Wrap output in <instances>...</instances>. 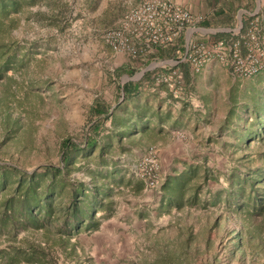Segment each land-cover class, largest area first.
Listing matches in <instances>:
<instances>
[{
	"label": "rangeland",
	"instance_id": "obj_1",
	"mask_svg": "<svg viewBox=\"0 0 264 264\" xmlns=\"http://www.w3.org/2000/svg\"><path fill=\"white\" fill-rule=\"evenodd\" d=\"M191 1L192 5L185 7L202 19L198 27L206 31L194 33V39L232 38L239 40L243 48L249 30L264 33V0H237L240 9L220 11L200 9L196 2L203 0ZM138 3L32 0L11 14L0 28V42L14 48L19 58L6 73L0 72V163L29 172L49 164L61 166L62 140L71 138L83 145L94 120L91 108L96 102L103 101L109 111L126 116L119 104L121 85L128 81L135 82L138 92L125 103L127 111L146 117L152 114L150 124L159 126L160 120L164 124L161 131L136 133L111 147L109 158L118 160L119 172L133 182L115 191L114 211L109 218L101 219V212L96 213L100 219L97 230H80L67 241L60 236L57 224L42 229L27 226L18 229L15 245L32 243L40 247L45 252L41 264H264V211L258 214L238 209L225 204L224 199L211 201L215 191L226 187L224 175L238 163L235 160L241 154L235 150L233 132L225 124L237 91L234 82L256 74L236 77L227 65L215 59L222 70L215 65L198 74L188 64L186 76L178 66L183 86L176 95L165 84L167 89H156L159 84L154 78L180 61L177 57L184 53L183 38L179 39V52L174 50V43L170 54L149 57L156 48L147 56L135 58L114 52L103 38L105 31L114 28ZM204 22L210 24L203 26ZM203 103L210 107L203 120L209 132L203 137L196 133L200 126L190 125V118L185 125L166 124V115L154 113L156 108L164 107L167 112L179 110L180 118V111L187 113L192 106L196 108L193 112L199 113ZM109 122L105 121L102 134L107 132ZM151 148L158 156L159 167L157 185L148 188L145 177L136 174L144 169L137 171L136 165ZM78 160L80 156L76 155V166L80 167L83 161ZM189 164L211 170L218 179L200 184L194 203H188L193 191L185 187L188 189L181 196L180 206H160L167 178L180 175ZM248 164L255 168L264 160L254 157ZM72 171L71 178L90 181L89 169ZM136 181L142 183L141 188ZM8 243L0 234V248Z\"/></svg>",
	"mask_w": 264,
	"mask_h": 264
},
{
	"label": "trees",
	"instance_id": "obj_2",
	"mask_svg": "<svg viewBox=\"0 0 264 264\" xmlns=\"http://www.w3.org/2000/svg\"><path fill=\"white\" fill-rule=\"evenodd\" d=\"M29 1L32 0H0V28L5 26L3 23L11 14L19 12ZM13 20L12 18L11 22ZM209 24L204 22L202 25ZM180 41L173 45L177 52L180 51ZM170 48L172 49V45L158 48L149 57L166 52L170 54ZM172 53V58L175 59V51ZM18 61L16 50L7 43L0 42V72L6 73ZM177 66L188 76V63L179 61ZM234 83L237 91L233 93L232 108L225 124L231 128L235 150L241 151V154L235 160L238 163H234L227 175H224L226 187L215 191L211 201L217 203L224 199V203L229 206L261 214L264 211V164L253 168L248 162L254 157L264 160V72L246 80L237 79ZM158 87L167 89L164 84L155 88L159 89ZM121 89L123 93L119 106L123 105L120 111L126 113V116L109 111L103 101L96 102L91 108L94 120L83 145L71 138L62 140L61 166L49 164L29 172L15 165L0 163V234H4L9 242L6 247L0 248V264H17L22 261L41 264L45 258V252L32 243L15 245L18 241V229L27 226L42 229L57 224L60 226V236L68 241L80 230H97L100 225L98 217L107 219L113 214L115 191L120 186L132 185L133 180L124 172H119L118 160L112 156L109 158L111 147L120 145L124 138L133 137L136 133L158 132L162 129L161 120L158 121L159 126L150 124L154 118L152 114L143 121L145 116L142 113L127 111L125 103L137 96L138 87L135 82L128 81L121 85ZM170 94L172 96L171 92ZM107 120L110 125L107 132L102 134L101 130ZM76 155L80 156L78 161H83L80 167L76 166ZM90 161H94L93 166L89 165ZM245 161L248 162L245 164ZM75 169H89L90 181L71 178L72 170ZM217 179L218 176L211 170L189 164L180 175L167 178L160 206H180L181 198L183 199L181 196L189 187L193 193L190 194L188 203H194L197 201L195 191L200 184ZM195 182L198 184H193ZM135 184L142 187L140 181ZM185 187L188 188L184 189ZM174 193L180 197H173ZM97 212H101L98 217Z\"/></svg>",
	"mask_w": 264,
	"mask_h": 264
},
{
	"label": "built area",
	"instance_id": "obj_3",
	"mask_svg": "<svg viewBox=\"0 0 264 264\" xmlns=\"http://www.w3.org/2000/svg\"><path fill=\"white\" fill-rule=\"evenodd\" d=\"M201 21L175 0H140L114 28L105 31L103 38L114 52L133 58L147 56L156 48H166L183 38L184 53L180 62L188 63L193 71H199L203 62L212 58L227 65L236 77H250L264 70V33L258 35L249 30L243 48L239 40L232 38L194 39V33H206L198 27ZM154 79L156 84L168 86L174 95L183 86V74L178 66H171L167 73ZM158 163V156L151 148L136 165L137 171L144 169L136 174L145 177L148 188L157 185Z\"/></svg>",
	"mask_w": 264,
	"mask_h": 264
},
{
	"label": "crops",
	"instance_id": "obj_4",
	"mask_svg": "<svg viewBox=\"0 0 264 264\" xmlns=\"http://www.w3.org/2000/svg\"><path fill=\"white\" fill-rule=\"evenodd\" d=\"M140 1V0H139ZM177 2H179L182 6L185 7L186 4H191L192 5V1L191 0H175ZM196 5H199V8L200 9H209V10H212V11H220V10H228V9H240L239 7H237V0H203V2H196ZM206 7H205V6ZM195 8H198V7H195ZM215 65H217L218 67L221 68L222 65H218L217 62L215 61L214 58L212 59H209V60H206L205 62H203V65L201 66L200 70L198 71V74L201 73L202 71H207V68L208 67H214ZM222 70V68H221ZM179 97V95L177 96ZM213 100L214 98H212V105H211V108H214L215 107V103H213ZM194 103H197L196 101H194ZM196 105V104H195ZM198 105V104H197ZM202 106V109H198L200 112L197 113V112H193V111H196V108L195 107H189L187 108V113H184V112H181L180 113L182 114L180 116V118L177 117V112L179 111H176L173 110L171 112H167V110H164L162 107H160L158 110L157 108L155 109V112L154 110H152L155 115H166L169 120L166 121V124H171V123H183L185 125V121L190 118V122L188 121V123H190V125L192 124L193 127H199L200 128L197 130L196 133H201L200 137H203V136H206L207 133L209 132V128H205L204 127V117L207 115H209L210 113V110H208L210 107L209 105H206V104H201ZM148 107V106H147ZM149 107H152V105L149 104ZM155 108V107H154ZM178 108V107H177ZM163 109V110H162ZM163 111V112H162ZM183 111V110H182ZM164 113V114H163ZM146 119V116L144 117L143 121ZM164 123V122H163ZM164 125V124H162ZM203 126V127H202ZM214 130V129H213ZM212 130V131H213ZM172 132V131H171ZM141 133V132H140ZM210 134H212V132H210Z\"/></svg>",
	"mask_w": 264,
	"mask_h": 264
}]
</instances>
